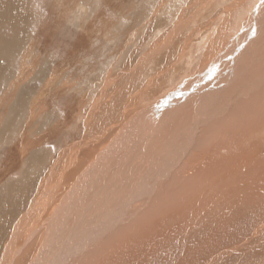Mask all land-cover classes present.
I'll list each match as a JSON object with an SVG mask.
<instances>
[{"label": "rangeland", "instance_id": "obj_1", "mask_svg": "<svg viewBox=\"0 0 264 264\" xmlns=\"http://www.w3.org/2000/svg\"><path fill=\"white\" fill-rule=\"evenodd\" d=\"M232 1L233 0H227V1L211 0L209 4H207L208 3L207 2L203 6L199 14L195 15L194 12L199 9V6L192 3V0H175V1L174 0H0V102H1L0 103V237H1L0 238L1 240L0 241V264H5L3 257L5 254L6 246L12 235L13 229L17 221L19 220V218L24 219L25 212H27L28 209H30L29 206H31V202L33 201L35 195H37L36 189L39 183L42 181L41 178L45 176L44 170L48 168L50 164L49 160L53 158V157L50 158L49 154L46 152H49L50 154H53V156L56 157L60 149L66 147L65 144L69 143L68 142L69 139L66 138L67 135L69 134V131L67 130L69 127H70V130L73 129L71 130V136H72L73 141L76 140V137L78 139L84 138V135H82L80 128H79L78 115H76L75 112H73L71 115L68 114L69 111L74 108V106L71 107L73 105L72 103L74 102L76 103L79 97H82L83 99L87 95L89 97L85 98V102L89 101V104H91L93 103L91 102V100L94 95V102H97L98 105L102 106L101 105L102 102L106 103L108 101V99H105L104 96H101V93L103 94L104 88H106L107 86V88L109 89L107 91L108 96H109L108 102L111 101L116 104L117 113L118 112L125 113L124 121L126 122L129 119L128 117L134 115L135 113H139V114L140 112L145 113L149 107H152L155 104L162 103V100L164 98L179 94L180 90L184 88H178L173 94H171V92L175 89V87L178 84L179 85L183 84L188 77H189L188 79H191L194 73L197 72L196 69H198V67H200L201 62H203L202 56L204 54V50L206 49L205 43H208L207 45L208 47L212 42H214L213 39L216 36L215 35L216 32L219 31L220 33L221 29H223L222 31H225L228 34L226 38L222 37L223 43L228 42L229 40L233 39L234 34L236 32L237 34L239 33L235 28L238 29L239 26L241 27L242 24L245 23V20L247 19L246 13L248 11L253 10L254 5L257 4L256 3L257 0H243V3H244L243 6L240 8L239 12H236L232 16L233 18L232 21L228 23L227 25V23H225L227 19L225 16L226 11H223L222 9L227 7L226 6L227 4L228 6L231 5ZM203 2H206V0H203ZM189 5L192 6V7L190 6L191 11L193 12V15L196 16L197 19L196 18H195L196 20L191 19V21L187 23L188 25L184 24L185 25L184 28L177 31L175 35L171 37V43L168 44L167 31H169L168 30L169 25L173 26L174 23H176L180 17V13H181L180 11H183V10L186 11L187 9L186 7H189ZM210 6L211 7L214 6V7L211 8ZM245 6L247 9L245 8ZM129 9L131 10L129 11ZM218 16L219 18H221L220 20ZM221 21L223 23H221ZM148 44L149 45L155 44L157 46L158 48L157 50L160 53V55L158 54V59L148 63L145 67H140V65H137L134 71L131 72V70L135 67L134 61L138 60L137 55L141 56V54L143 53V51H145V49L149 50ZM137 45H139L138 49H136ZM163 47H166V48H163ZM251 50H252V43L246 42L245 55L249 54ZM107 51H109L110 53ZM133 51L135 52L133 53ZM126 53H128L129 55ZM125 56H126V59H125ZM170 56L174 57L173 58L174 60L172 59L171 61L172 67L167 68V66L170 64L169 63ZM226 59L227 58H223V57L219 58L218 64L220 66L222 65L223 66L221 70L215 75L214 79H218V78L226 79L229 73H231V71L234 69V64L238 60H241V58L238 56L233 57L229 61L228 60L226 61ZM30 61H31V64H30ZM223 61L224 62L226 61L227 63L225 62L222 64ZM197 65L199 66L197 67ZM247 65L252 66L253 64L248 63ZM27 66L28 68L30 67L31 68L28 69ZM17 67L20 69H18ZM114 67H116V69ZM119 69H121L122 71ZM127 69H129V71L126 73V75H124ZM166 69L169 72H171V73L168 72L169 75L165 71ZM41 71H42L41 76L44 75L43 80L45 81H43L40 84L41 82L40 72ZM215 72L217 71L215 70ZM50 73L55 76V79L53 82L50 77L51 76ZM154 74L156 75V77L161 75L158 77V79H156L160 83V85H157L159 87V94L157 96H154L153 93L148 92L147 90L148 82L151 83V79L154 78ZM115 75H118V76L116 77ZM113 77L115 79H113ZM92 78L93 80L90 81ZM50 80L52 83L47 88L45 84L47 81H50ZM113 80H115V82H111ZM236 81H237L236 82L237 85L242 84L241 79L236 78ZM21 82L23 85L20 84L21 85L20 86L19 83ZM106 83L108 84L106 85ZM257 83L264 84V78L261 80H258ZM67 84L68 85L71 84V85L67 86ZM142 87L146 88V92L141 95L140 93L143 90ZM217 87H218L217 89L215 88L211 92L220 91L222 90L221 88L223 86L219 85ZM64 88H67L68 91ZM232 89L233 88L230 89L232 92L230 93L227 92L226 94L230 97V98L228 97L230 100L232 99L233 101H235V106L234 105H232L231 107L229 105L227 106L228 113H225L224 115L225 117L220 118L221 120L219 119L218 120L219 122L216 121V123L213 124L214 130L211 128L212 130L209 131L211 133H207V136L205 137H203V135H198L197 137H194L196 139V142L194 145V154L195 155L199 154V156L194 155L193 162L196 166L195 168H197L199 163H203L204 160L206 161L208 159V157H206L204 152L205 151L209 152L210 150L213 151V154H211L212 153L211 151L209 152L210 156L218 155V156L224 157V156H227V155H224L225 153L228 154V156L235 154V157L241 161L240 170H238L239 168L237 166H234V167L227 166L226 167L225 164L224 166L226 168H224V170L227 171V169H231V170L234 169L233 179L235 181L240 182L241 178L244 177L248 181V182L245 181L244 184L251 185L253 183V179L259 177L258 174L260 170L258 169V167H263L264 165V162H262L264 161V155H263L264 153H259V151H257V153L255 152V150L260 149L259 148L260 143H263V142L258 143L257 141L255 142L253 139H251L253 146L250 144V141L248 139L249 137L252 138L253 132L249 133L248 130L250 128H255V127H252V125L248 123L251 122L249 121L250 120L249 117L254 116L255 110L254 109H253L254 111L252 109L250 110V108L252 107H249L248 105L249 103L247 104L244 103L241 97V94L237 93V91H234ZM260 93L262 94L261 98H263L264 100V97H263L264 90L260 91ZM134 95L135 96L140 95L138 96V100L136 101L137 106L135 105V107L132 110H130V113L129 112L127 113V111H125V102L129 100L128 97L129 98L134 97ZM143 95H144V98L142 99ZM120 97L122 101L119 100ZM125 98H126V101H125ZM146 98L147 100L150 98L148 100V103H147ZM35 101L37 102L38 105L44 104L43 105V107L45 106V109H44L45 111L43 112L44 114L43 116L42 115L38 116L39 119L38 120L35 119V121H33L30 124L31 126L29 125L28 130H24V127H25L24 124H26V120L29 117L30 110L33 107H36V105L34 104ZM256 102L258 103L257 100ZM237 104H241L242 106L237 105ZM4 105L5 107L8 106L9 108L6 107L5 109ZM222 105L224 106V109H226V104L222 103ZM121 106L123 107V109ZM14 107L16 109L15 112H14L15 110ZM120 108L121 110L119 111ZM9 109L10 111H12V114L9 111ZM6 111H8V113ZM136 111H139V112H136ZM17 113L20 114V116L17 115ZM8 114L10 117L12 116L11 119L9 116H7ZM84 114L85 113L82 114L81 112V115H84ZM232 114L233 116H235V119L237 118L236 120H234V122L232 121L233 125L230 122L231 120L230 118L232 117ZM262 114H264V110ZM2 115H3V118H2ZM4 115H6L9 118H6V116ZM66 115H69V116H66ZM150 115L144 116L143 120L145 118H146L145 121H149V119L151 120L152 117ZM226 117L228 121L225 120ZM2 120H4L3 123H1ZM226 121H227L228 127L225 126ZM235 123L236 125H234ZM230 124L232 126H230ZM80 126H81V123H80ZM228 128L231 129L230 131L231 133L230 132L229 133L231 134L232 138L227 132L229 131ZM24 132L26 133V135H24V137L21 138V134ZM115 132H117V129L115 130ZM41 133L42 134L47 133V134H44L45 136L43 138V135H41ZM35 139L37 142H41L40 143L41 147L40 148L33 147V149L31 150L26 149L27 154L24 153L23 157H21L18 160L19 143L22 141L28 144L29 142ZM217 141L219 143H217ZM106 142L107 141H105V143ZM214 142L216 145L214 144ZM239 142L240 144H238ZM212 143L213 145H210ZM229 143H230V146H229ZM239 145L244 147V148L242 147L243 148L242 151L241 149L239 150V148H237ZM105 146L107 145L102 144L101 149L99 151L104 149L103 147ZM221 146L224 147L225 150H223ZM250 146L254 147V149ZM219 148H222V149L219 150ZM216 149H218L217 153H214V150ZM202 151L204 155H202L203 154ZM227 151L230 154L227 153ZM24 155H25V158H24ZM46 156H47V159H48L47 161L49 164L45 168V165L43 164V162H41V160L43 161V159H45ZM91 157L92 158L90 160L87 157L83 161L85 163H82L81 167L77 169L74 168L75 164L73 165L74 171L78 170L76 173L79 172L76 175V178L73 180L74 184L78 181L79 179L78 177H80L79 174L81 175L82 170L92 165L90 161L94 160L95 157L94 155ZM31 161H35V163ZM87 162H89L90 164H88ZM36 163H37V166H36ZM86 163H87V166H86ZM256 165H258V167ZM32 166L34 169H32ZM35 169H38L39 173H37V170L35 171ZM236 170L239 174L241 173L240 176L237 178V180H236V177L239 174L236 172ZM87 175H88L87 177H89L90 179H93L92 170ZM32 177L37 180H34ZM231 182L230 184L226 182V184L223 183L224 185H221L222 184L221 182L217 183L216 181H214L213 183V181L211 182L208 181L207 184L209 183V185L203 184L205 185V187H203V185L202 186L199 185L197 187L191 186L192 188L190 187L187 188L185 190L186 192L185 193L184 189L182 188L184 187L183 186L184 181L181 182L180 180H177L176 183L177 185L179 184L180 187L179 188L176 187L175 190L174 189L171 190L173 195H176L175 197L178 200V201L176 200L177 202L173 199L174 196L171 194V192L167 191L166 193H169V195L171 196V199H173L170 203H166L167 205L164 203V201H160V202L156 201L152 203L151 200H144V199L141 200L143 202L135 203L133 205L135 207L132 208L133 210H136V208L142 207V208H146L147 213L148 211H150V214L153 213V216L152 215L149 216L151 221L146 218H143V219L141 218V217H144L147 213H145L144 216L142 215L141 217L139 215L134 216L132 218H129L128 216H126L125 219L113 229V232L112 231L110 232L111 236H109L105 240H102L104 241L102 242L103 244L101 243V241L94 242L93 249L92 247H90L91 250H89L90 249L89 248L87 250L86 255L84 254L83 256H78L75 263H72V264H77V263L79 264H101V263L102 264H108V263L109 264H120L118 259H121V258H122L123 264H132L130 263L131 261L133 262V264L134 263L135 264H169V262L170 264H172L175 262L174 260L177 259V261H179L178 259L183 258V257H185V259L184 260L180 259V262L178 263L180 264H186V263L187 264H204L210 254L220 251L223 247L225 248L222 250H224L226 253L224 255L225 257L222 256V258L219 259V261H221V264H258V263L264 264V255H263L264 252L262 253L257 252L258 250L254 248L255 245L252 244L251 246V244L247 241L249 240V238L251 239L253 237L254 232H256V230H261L260 235L255 234V236H257L259 240L261 239L260 241L257 239L258 241H256V243L258 244L260 242L259 245L261 246L262 244V247H264V241H263L264 240V231H263L264 229L263 228L264 226V191H262L261 189L260 193L255 194V192H253L254 193L253 194L248 191L246 192L245 189L242 187V185H239L238 187V189H240L241 187L244 189V190L241 189L242 192H240L236 188H234V191H232L233 188H230V187H233V182L232 183ZM171 183L174 185L175 181L171 180ZM254 183L258 184L259 182L255 180ZM95 184L96 182L94 183V185ZM94 185L91 186L92 189L95 188ZM28 186H30V188ZM206 186H207V189H206ZM211 186L213 187L211 188ZM263 188H264V184H263ZM190 189L193 191L192 193ZM226 189L231 190L234 193L235 192L237 193L238 191L240 192V193L239 192L237 193V196H239L238 200L241 203L240 207L238 208L228 207L223 210L221 209L219 210V208L216 209L217 208L216 206H215L216 208L215 207L211 208L213 203H214L213 206L215 205V200L217 198V195L215 194H217L221 190L225 191ZM23 190H25L27 194ZM85 191L88 192L87 190ZM189 194L192 195V197ZM193 194L196 195L197 197L195 196L196 197L195 198ZM188 195L190 197H188ZM183 198H185L186 200L185 199L183 200ZM16 203L17 205H15ZM161 203L164 204L162 205V206H165L164 209L161 206ZM171 203L172 204L174 203L175 205L174 204L172 205ZM144 205L146 207H144ZM166 207H168L169 209H167ZM210 208L211 210L209 212L208 209ZM163 210L167 211V214L162 215L161 217V215L160 214L158 215L157 212L159 211L163 212ZM223 211H225L224 217L222 215L224 214ZM254 211H256L257 213ZM14 212L17 214H15ZM207 213L210 214L209 215L210 219L208 218ZM216 214L218 216L219 215L222 216L221 217L222 222L219 221L220 224H218V220H220L221 218L218 219L217 218L218 216ZM261 214L263 215L262 218H261L262 216ZM155 215H157L156 218L154 217ZM233 216H235L236 219L233 218ZM135 218L137 219L133 220ZM206 218L208 220H206ZM216 218L218 220H216ZM230 218L233 219V221L231 220L232 222L228 221L230 220ZM131 220L134 221L135 223L134 222L132 223ZM145 220H147V222ZM215 221L217 222V225ZM164 222H166V224H168L169 222L171 226H169L168 228L165 226H162ZM212 222L215 224V226L214 224H212ZM226 222H228L227 223L228 227L226 226ZM253 223H256V224H253ZM207 224L208 225L211 224L209 227L214 226V228L217 226L221 227L220 225L222 226L225 225L224 228L225 227H227V229L229 228L230 232L227 229H223L225 231H222V233H221L222 229H219L220 232L215 233V236L217 235L219 237V236L225 235L226 233L228 234V232L230 234H228V237L226 234L225 236L226 239L225 237L222 236L223 238L219 237L220 238L219 240V238L216 236L214 237L216 238V240L214 238L211 240L210 238L214 234L210 233V236L209 237L207 236V233H206L208 230L206 229L208 227ZM24 226L26 227V225ZM171 227L173 228V231L170 232V230H172ZM118 229L120 230L121 233L118 232L119 231ZM169 232L171 234L173 233V235H171ZM231 233L234 236L231 235ZM155 234L156 235L158 234V235L156 236ZM219 234H222V235H219ZM235 234H237L238 236L240 235L241 238L240 236L238 238V236ZM38 237L35 236V239H34L35 243ZM164 237L167 239H165ZM182 237L184 239H182ZM196 237L197 238L200 237L202 240L200 238L199 240ZM109 239H111V241ZM113 239H115L116 242L119 241L116 243L117 245H121L124 243L123 247H127V248H124L122 250L119 248V246H116L117 248H119V250L115 249L117 252H115V250L111 252L110 250H108L106 246H110L112 241H114ZM181 239L183 241H180ZM222 239L224 240L222 241ZM177 240H179L180 242H177ZM195 240L196 241L199 240V241L193 243ZM204 241L205 243L208 242L207 244L213 241L211 245H208L209 249H211L210 251L208 250L209 252H211L208 255V257L204 256V253H202V251L204 252L203 249H205V246L203 248V245H205ZM217 241L218 243H220L219 245L216 243ZM104 243H106L107 245ZM176 243L179 245H177ZM200 243L201 244L203 243V244L200 245ZM181 245H183L184 249H187V250L189 249L188 252L191 253V254H188L190 258L187 256L189 258V261H187L188 258H186L187 250H184ZM237 245L240 246V250L238 251L235 249ZM33 246L30 248L31 249L30 251L28 250V252L26 249L25 253L27 254H24L23 255L24 257L22 256L23 258L21 257L22 259H25V260L22 261V259L20 258V261L22 262L19 263V261H17L16 264H32L31 260H33L36 256L35 255L36 253H33L35 251V248H34L35 246L34 247ZM213 246H216V247L214 248ZM212 247L214 248V250ZM94 248L96 249V251L94 250ZM170 248L171 249L173 248V250L170 251ZM250 248H253V250L250 251ZM197 250L198 252L199 251L200 252L199 253L196 252ZM92 251L95 252L96 254L93 253ZM179 253L182 255H179ZM235 253L237 255H235ZM67 256L69 255L67 254ZM197 257L198 259H196ZM102 258H104V261L101 260ZM81 261H83V263ZM178 263L175 262V264H178ZM210 263H213V261H210Z\"/></svg>", "mask_w": 264, "mask_h": 264}, {"label": "bare ground", "instance_id": "obj_2", "mask_svg": "<svg viewBox=\"0 0 264 264\" xmlns=\"http://www.w3.org/2000/svg\"><path fill=\"white\" fill-rule=\"evenodd\" d=\"M213 1H215V0H213ZM224 1H227V0H224ZM75 2H77V1H75ZM210 2H211V0H206V2H203V0H192V3L199 6V9L197 11H195L194 14L195 15L199 14L201 12L203 6L206 3L209 4ZM256 3L257 4L254 5L253 10H251V11L247 10L248 11L246 13L247 19L245 20V23L242 24L241 27L239 26L238 29L235 28L239 33L237 34V32H236L234 34L233 39L229 40L228 42L223 43L222 37L226 38L228 36V34L225 31H222L223 29H221L220 33H219V31L216 32V34H215L216 36L213 39L214 42H212L208 47H207L208 43H205L206 49L204 50V54L202 56L203 62H201L200 67H198L199 65H197V67H198V69H196L197 72L194 73V75L192 76L191 79H188L189 78L188 77L183 84H180V85L178 84L175 87V89L171 92V94H173L178 88H184V89L180 90L179 94L173 95L171 97H166L167 96L166 95L165 96L166 98H164L162 100V103L155 104L154 106L149 107L145 113L144 112L143 113L140 112V114L135 113L134 115L128 117L129 119L125 122L124 121L125 120V113H119V112L117 113L116 112V104L114 102H111V101L108 102L109 96H108L107 91L109 89L107 88V86H106V88H104V92H103V94L101 93V96H104L105 99H108V101L106 103L102 102L101 103L102 106L98 105L97 102H94V95H93V98L91 100V102H93V103H91V104H89V101L85 102V98L89 97L86 95L83 99H82V97H79L78 100L76 101V103L74 102V103H72L73 104L72 106L70 105L71 107L74 106V108L72 110H70L68 114L71 115L73 112H75L76 115H78L79 128H80L82 135H84V138L83 139L80 138L81 139L80 140L76 137V140L73 141L72 136H71V130H73V129L70 130V127H69L67 129L69 131V134L66 137L67 139H69L68 140L69 143L65 144L66 147L61 148L59 153H57L56 157L53 156V154L46 152L49 154L50 158L53 157L49 160L50 164L47 161L48 160L47 156L45 157V159L42 158L43 161L41 160V162H43V164L45 165V168L49 164L48 168H46V169L44 168L45 169L44 174L46 177L43 176V174H42V176H43L41 178L42 181L39 183V185L36 189L37 195H35L33 201L31 202V206H29L30 209H28V211L25 212L24 219L19 218V220L17 221V223L13 229L12 235L9 239L7 246H6L5 254L3 257L5 264H16L17 261H19V263H21L23 260H25L22 258L24 257L23 256L24 254H27V253H25L26 249H27V252H28V250L30 251L31 250L30 248L33 245L35 246V247L33 246L35 248V251L33 253H36L35 254L36 256L34 259L32 258L33 260L30 259L32 264H72V263H75L78 256H83L84 254L86 255L87 250L90 247H92V249H93V246H94L93 243L94 242L101 241V243H102V242H104L102 240H105L106 238L111 236L110 232L111 231L113 232V229L120 222H122L126 216H128L129 218H132L134 216L139 215L141 217L142 215L144 216V214L147 213L146 208H142V207L141 208L139 207V208H136V210H133L132 208L135 207V206H133L135 203L143 202V201H141L142 199L151 200L152 203H154L156 201H159V202L164 201L165 204L170 203L173 199L176 201L177 200V198L175 197L176 195H173L171 190L172 189L175 190L176 187H178V188L180 187L179 186L180 182L178 185L176 183L177 180H180L181 182L184 181V183H183L184 187H182L184 189V192L187 188H189V187L192 188L191 186H196V187L199 185L202 186L203 184H207L208 181H210V182L213 181V183H214V181H216L217 183L221 182L222 183L221 185H224L223 183L226 184V182H228L230 184V182L232 180H233L232 181L233 187H230V188H233L232 191H234V188L238 189L239 185H242V187L245 189L246 192L247 191L251 192V193L255 192V194H257V193L261 192V189H262V191H264V188H263L264 165H263V167H258L259 164L256 165L258 167V169L260 170L259 174H258L259 177L253 179V183L251 185H245L244 182L247 181L246 178L242 177L241 181L238 179L240 182H237L233 179V174H234L233 168H232L233 170H231V169H227V171L224 170V168H226L227 166L228 167L237 166L239 168L238 170H240L241 161L235 157V154L228 156V154L223 152V153H225L224 155H227L228 157L227 156L221 157L218 155L210 156V154H209V152L211 151L210 150L209 152L208 151L204 152L206 157H208V159L206 161L204 160L205 162L203 161V163H199L197 168H195L196 166L193 162V160H194L193 156L195 155L194 154V145L196 142V139L194 137H197L198 135H203V137H205V136H207V133H211L209 131L212 129L214 130L213 124L216 123V121H218L220 118L225 117L224 116L225 113H228V107L227 106L228 105L230 107L232 105L235 106V101H233L232 99L230 100L229 99L230 97L226 94L227 92H229V93L232 92L230 90L231 88H233L232 90L237 91V93L241 94V97H242L244 103H246V104L249 103L248 104L249 107H252V108H250V110L251 109L255 110L254 116L249 117L250 118L249 121H251V122L248 124H251L252 127H255V128H250L248 130L249 133L253 132L252 138L249 137L248 140L250 141V144L252 146H253V144H252L251 139H253L255 142L257 141L258 143L263 142V143H260V146H259L260 149L255 150V152L257 153V151H259V153H264V114H262V112L264 110V100H263V98H261L262 92L260 93V91L264 90V84L257 83L258 80H261L264 78V0H257ZM243 4H244L243 0H233L231 2V5L228 6V4H227L226 5L227 7L222 9L223 11H226L225 16L227 19H226L225 23H227V25H228V23H230L232 21V19H233L232 16L236 12H239V10L243 6ZM190 6L191 5H189V7H186L187 8L186 11L185 10L180 11L181 13H180L179 19L177 20L176 23H174L175 21L173 20L174 25L173 26L169 25V28H168L169 31H167V29H166L167 34H168V41H167L168 44L171 43V37H173L177 31L184 28V26H185L184 24H187L189 21H191V19H194V20L197 19L196 16L193 15V12L191 11ZM212 7H214V6H212ZM219 7H221V6H219ZM245 8H246V6H245ZM23 9H24V7H23ZM130 10L131 9H129V11ZM160 10H161V8H160ZM205 10H207V9H205ZM135 11H137V10H135ZM211 13H212V11H211ZM218 18H219V16H218ZM220 19L221 18H219V20ZM221 23H223V22L221 21ZM193 24H195V23H193ZM124 28H125V26H124ZM202 30H204V29H202ZM179 36H181V35H179ZM180 39H182V38H180ZM228 39H229V37H228ZM107 40H108V38H107ZM145 42H146V40H145ZM246 42L252 43V50L247 55H245ZM138 48H139V45L136 46V49H138ZM148 48H149V50H146L144 47L145 51H143L141 56L137 55L138 60L134 61L135 67L131 70V72L134 71V69L136 68L137 65H140V67H145L148 63L158 59V54L160 55V53L157 50L158 49L157 46L155 44H153V45L148 44ZM163 48H166V47H163ZM227 50H229V51H227ZM107 52H109V51H107ZM134 52L135 51H133V53ZM126 54H128V53H126ZM235 56L240 57L241 60H238L234 64V69L231 71V73H229V75L226 77V79H223V78L214 79L215 75L221 70V68L223 66V65L220 66L218 64L219 58L220 57L227 58L226 61L227 60L229 61L230 59H232ZM173 58L174 57L170 56V61H169L170 64L168 63L169 65L167 66V68L172 67L171 61ZM125 59H126V56H125ZM33 61H32V63H33ZM39 62H40V60H39ZM225 62L223 61L222 64ZM246 63L247 64L252 63L253 65L249 66ZM30 64H31V61H30ZM120 65H118V66H120ZM27 68H28V66H27ZM30 68H28V69H30ZM114 68L116 69V67H114ZM18 69H20V68H18ZM119 70H121V69H119ZM215 70L217 72H215ZM128 71H129V69H127L126 72L124 71L125 72L124 75H126V73ZM165 71L168 74L169 71L167 69ZM99 72H100V70H99ZM117 72H119V71H117ZM165 73H164V75H165ZM169 73H171V72H169ZM41 74H42V71L40 72V80H41L40 84L43 81H45V80H43L44 75L41 76ZM151 74H153V73H151ZM115 76L117 77L118 75H115ZM159 76H161V75H159ZM159 76L156 77V75L154 74V78L151 79V83L148 82V85H147L148 92L153 93L154 96H157L159 94V87L157 85H160V83L158 82V80H156V79H158ZM50 77H51L52 82H53L55 79V76L51 74ZM10 78H12V77H10ZM236 78L241 79V81H242L241 85L236 84V82H237ZM7 79H8V77H7ZM113 79H115V78L113 77ZM92 80H93V78L90 81H92ZM37 82H39V81H37ZM52 82H51V80L47 81L45 84L46 87L48 88ZM111 82H115V80H113ZM140 83H142V82H140ZM20 84L23 85L22 82L19 83V85ZM107 84L108 83H106V85ZM166 84H167V82H166ZM70 85L67 84V86H70ZM219 85L223 86L221 88L222 90L211 92L215 88L217 89L218 88L217 86H219ZM64 89H66L68 91L67 88H64ZM139 89H140V87H139ZM88 91H86V92H88ZM145 92H146V88L144 87L140 94L142 95ZM234 93H236V92H234ZM89 94H91V93H89ZM171 94H169V95H171ZM258 95H259V97H258ZM138 96H140V95H136V96L134 95L135 98L134 97H130V98L128 97L129 100H127V101L125 98V101H126L125 102V111H127V113L128 112L130 113V110H132L135 107L136 101L138 100ZM238 97H239V95H238ZM263 97H264V95H263ZM143 98H144V95H143L142 99ZM142 99H140V100H142ZM119 100L122 101L121 97ZM146 100H147V98H146ZM148 100H147V103H148ZM256 100L258 101V103L256 102ZM8 102H10V101H8ZM144 102H145V100H144ZM222 103L226 104V109H224V106L222 105ZM34 104L36 105V107H33L30 110L29 117L26 120V124H24V126H25L24 130H28L29 125L33 121H35V119L38 120L39 119L38 116H40V115L43 116V114H44L43 113L45 111L44 110L45 106L43 107L44 104L38 105L36 101L34 102ZM237 105L242 106L241 104H237ZM8 106H9V104H8ZM8 106H6V107L9 108ZM4 107H5V105H4ZM6 107H5V109H6ZM75 107H76V109H75ZM10 109H12V108H10ZM10 109H9V111H10ZM14 109H15V107H14ZM35 109H37V110H35ZM122 109H123V107H122ZM232 109H233V107H232ZM120 110H121V108L119 109V111ZM15 111H16V109L14 110V112ZM6 112L8 113V111H6ZM10 112L12 114V111H10ZM81 112H82V114L83 113H85V114L81 115ZM121 112H123V111H121ZM136 112H139V111H136ZM18 113H19V111H18ZM18 113H17V115L20 116V114H18ZM69 115H66V116H69ZM146 115H150L152 117V119L151 120L149 119V121H145V119H146L145 118L143 120V117ZM4 116H6V115H4ZM7 116H9V114ZM7 116H6V118L10 117V116L9 117H7ZM261 116H263V117H261ZM11 117H10V119H11ZM2 118H3V115H2ZM16 118H14V119H16ZM230 119H231L230 122L232 123V121L234 122V120H236L237 118L235 119V116H233V114H232V117ZM225 120H227V117L225 118ZM3 121L4 120H2L1 123H3ZM227 121L225 122L226 125L224 124L225 126L228 125ZM80 123H81V126H80ZM222 123H224V122H222ZM37 125H39V124H37ZM232 125H233V123H232ZM232 125L230 124V126H232ZM234 125H236V123ZM219 126H220V124H219ZM229 128H228L229 131H227V130L226 131L231 136V134H230L231 129H229ZM116 129H117V132H115ZM196 129H197V131H196ZM50 133H51V131H50ZM44 134H47V133H43V134L41 133V135H43V138L45 136ZM24 135H26L25 132L21 134V138H23ZM222 135H223V133H222ZM231 138H232V136H231ZM231 138H230V140H231ZM105 141H107V142L105 143ZM218 141H220V140H218ZM218 141H217V143H219ZM209 142H211V141H209ZM40 143L41 142H37L36 139L29 142L28 144L21 141L18 145V152H19L18 153V155H19L18 160L21 157H23L24 153H26V149L31 150V149H33V147L40 148L41 147ZM102 144H105L107 146L103 147L104 149L99 151L101 149ZM214 144H215V142H214ZM238 144H240V142ZM210 145H213V143ZM229 146H230V143H229ZM252 146H250V147H252ZM242 147L243 146L239 145L237 148H239V150L241 149V151H242V149L244 148V147L243 148ZM246 147H247V145H246ZM250 147H248V148H250ZM222 148H223V150H225L224 147H222ZM222 148H219V150H221ZM252 148L254 149V147H252ZM217 150L218 149L214 150V153H217ZM96 152H98V153H96ZM198 152H199V150H198ZM211 152H212L211 154H213V151H211ZM202 153H203V151H202ZM204 153L202 155H204ZM227 153H229V152L227 151ZM246 153H247V151H246ZM93 155H94L95 159L93 157L94 160L90 161L92 165H90L88 168L82 170L81 175L79 174L80 177H78L79 178L78 181L74 184L73 180L76 178V175L79 173V172L76 173L78 170L74 171V168L77 169V168L81 167L82 163H85L83 161L87 157L90 160L92 158L91 156H93ZM238 155H239V153H238ZM195 156H199V154L195 155ZM254 156H255V154H254ZM36 157H37V155H36ZM24 158H25V155H24ZM34 159H36V158H34ZM37 161H38V159H37ZM28 162H29V160H28ZM31 162L35 163V161H31ZM262 162H264V161H262ZM37 163H39V162H37ZM37 163H36V166H37ZM87 163L90 164L89 162H87ZM87 163H86V166H87ZM224 164L226 167L224 166ZM31 165H32V163H31ZM73 165H74V168H73ZM32 169H34L33 166H32ZM41 169H43V168H41ZM27 170H29V169H27ZM36 170H37V173H39L38 169H35V171ZM91 170L93 171V179H90L89 177H87L88 176L87 174H89V172H91ZM250 170H251V168H250ZM236 172H237V170H236ZM34 174H33V176H34ZM240 174L236 177V180L240 176ZM244 175H246V174H244ZM27 178H29V177H27ZM34 180H37V179H34ZM39 180H40V178H39ZM171 180L175 181L174 185L171 183ZM255 180H257L259 183L255 184L254 183ZM95 182H96L97 186H96V184L94 185ZM31 183H32V181H31ZM210 184H212V183H210ZM92 185H94V187H95L94 189H92V187H91ZM207 185H209V183ZM28 187L30 188V186H28ZM203 187H205V185H203ZM212 187L213 186H211V188ZM242 187L240 189H238L240 192H242L241 189L244 190ZM206 189H207V186H206ZM85 190H87L88 192H86ZM226 190L225 191L221 190L217 194H215V195H217V198L215 200V205L213 206V204H214L213 203L211 208L216 206L217 207V208L215 207L216 209L219 208V210L220 209L223 210V209L228 208V207H231V208L232 207L233 208L240 207L241 203L238 200L239 196H237V193L239 191L237 193L236 192L234 193L231 190H228V189H226ZM23 191H25V190H23ZM167 191L171 192V194L174 196V198L172 197L173 199H171V196L169 195V193H166ZM190 191H191V193L193 192L191 189H190ZM177 192H179V191H177ZM194 192H196V191H194ZM26 194H27V192H26ZM183 195H184V193H183ZM189 195H188V197H190V196L192 197V195H190V196ZM195 196L196 195H194V197ZM206 197H207V195H206ZM184 199L185 198H183V200ZM181 200H179V201H181ZM147 202H149V201H147ZM15 205H17V203ZM150 205H152V204H150ZM162 205H164V204L161 203V206ZM251 205H252V203H251ZM258 205H260V204H258ZM19 207H21V206H19ZM144 207H146V206L144 205ZM162 207L164 209L165 206H162ZM166 208L169 209L168 207H166ZM211 208L208 209L209 212H210ZM225 211H223L224 214L221 213L223 215V217L225 215ZM160 212L161 211H159L157 213H158V215L160 214L161 217H162V215L167 214V211H165V210H163V212H161V213ZM254 212H256V211H254ZM15 214H17V213H15ZM146 215H145L146 217L144 216L141 218L142 219L146 218V219L151 221L149 216L150 215L153 216V213L150 214V211H148V213ZM209 215L210 214H208V218L210 219ZM219 216L217 217L218 219H220L222 217V216H220V217ZM154 217L156 218L157 215H155ZM158 217H160V216H158ZM211 217H212V215H211ZM262 217H263V215L261 216V218ZM217 218H216V220H218ZM233 218H235V216H233ZM12 219H13V217H12ZM136 219L137 218H135L133 220H136ZM142 219H140V220H142ZM237 219H238V217H237ZM259 219H260V217H259ZM206 220H208V219L206 218ZM221 220H222V218L220 220H218V224H220L219 221H221ZM231 220L233 221L232 218H230V220H228V221L230 222ZM131 221H129V222H131ZM145 221L147 222V220H145ZM133 222L134 221H132V223ZM227 223L228 222H226V226H227ZM233 223H235V222H233ZM236 223H238V222H236ZM256 223H253V224H256ZM212 224H214V223L212 222ZM24 225H26V227ZM131 225H133V224H131ZM210 225L207 224L208 227ZM216 225H217V222H216ZM162 226H165L168 228L171 225L169 222H168V224H166V222H164V224H162ZM214 226H215V224H214ZM214 226L206 228V229H208L206 232L208 237L210 236V233L214 234L210 238L211 240L217 236V235L215 236V233L220 232L219 229H222L221 230V233H222V231H225L223 229H227V227H228L227 226L224 228L225 225L224 226L220 225L221 227L217 226L214 228ZM256 226H258V225H256ZM231 227H233V226H231ZM236 227H238V226H236ZM263 228H264V226H263ZM119 229H121V228H119ZM215 230H217V231H215ZM227 230L229 231V228ZM171 231H173V228H172V230H170V232ZM263 231H264V229H263ZM118 232H120V230ZM151 232H153V231H151ZM229 232H228V234H230ZM260 233H261V230H256V232H254L253 237L251 235L252 238L251 239L249 238V240H247V241L251 244V246H252V244L255 245L254 248L256 250H258L257 252L262 253V252H264L263 251L264 247H262V244H261V246L259 245L260 242L258 244L256 243V241H258L259 239L257 238V236H255V234L260 235ZM4 234H6V233H4ZM226 234L225 235L219 234V235H222L223 237H225ZM228 234H227V237H228ZM152 235H153V233H152ZM160 235H161V233H160ZM171 235H173V233ZM231 235H233V234L231 233ZM235 235H237V234H235ZM35 236H37V237L39 236L36 239V243L34 242ZM222 236H219V237L223 238ZM239 236H238V238H239ZM152 238H153V236H152ZM199 238L200 237H198L197 239H199ZM240 238H241V236H240ZM165 239H167V238H165ZM165 239H163V240H165ZM182 239H184V238L182 237ZM182 239L180 241H183ZM214 239L216 240V238H214ZM225 239H226V237H225ZM109 240L111 241V239H109ZM113 240L115 242L112 241L110 246H106L108 248V250H110L111 252L114 251L115 249L119 250V248H120L123 250L124 248H127V247H123L124 243L121 244L122 246L117 245L116 243L119 241L116 242L115 239H113ZM119 240H120V238H119ZM193 240H194V238H193ZM219 240H220V238H219ZM223 240L224 239H222V241ZM180 241L177 240V242H180ZM198 241L195 240L193 243L198 242ZM212 242L207 244L208 242L205 243V241H204L205 245H203V248L205 246V249H203L204 252L202 251V253H204V256L208 257V255L211 253V252H209L211 249H209L208 245H211ZM216 243L218 245L220 244V243H218V241ZM104 244H106V243H104ZM182 244H183V242H182ZM202 244L200 243V245H202ZM177 245H179V244H177ZM116 246H119V248H117ZM125 246H126V244H125ZM181 246L183 247V245H181ZM216 246H213V247L215 248ZM187 247H188V245H187ZM189 247H191V246H189ZM214 248H213V250H214ZM224 248L225 247H223L222 249H224ZM183 249H184V247H183ZM222 249L216 253L210 254L208 257L210 259L207 258V260L205 261L204 264H221V261H219V259H221L222 256H224L226 253ZM235 249L237 251L240 250V246L237 245L235 247ZM89 250H91V248ZM94 250L96 251L95 248H94ZM116 250H115V252H117ZM172 250H173V248L172 249L170 248V251H172ZM184 250H187V249H184ZM188 250H187V252H188ZM252 250H253V248H250V251H252ZM187 252H186V254H187L186 258L189 257L188 254H191V253H189V252L187 253ZM196 252H198V250ZM227 252H228V250H227ZM93 253H95V252H93ZM181 253H183V252H181ZM248 253H249V251H248ZM67 254L69 256H67ZM95 254H94V256H95ZM179 255H182V254L179 253ZM235 255H237V254L235 253ZM263 255H264V253H263ZM123 256H124V254H123ZM87 257H89V256H87ZM181 257H183V256H181ZM20 258L22 259V261H20ZM189 258H188V260L187 259L186 260L189 261ZM180 259L184 260L185 257L180 258ZM180 259H178L179 261H177V259L174 261L176 263H178V262H180ZM196 259H198V257ZM101 260L104 261V258H102ZM118 260H119L120 264H123L122 258L118 259ZM210 261H213V263H210ZM81 262L83 263V261H81ZM171 262H173V261H171ZM175 262L172 264H175ZM23 263H25V262H23ZM130 263L133 264L132 261ZM77 264H79V263H77ZM169 264H170V262H169ZM178 264H180V263H178Z\"/></svg>", "mask_w": 264, "mask_h": 264}]
</instances>
